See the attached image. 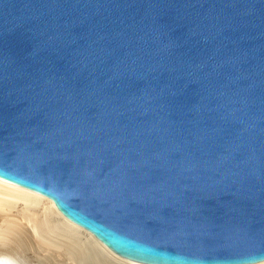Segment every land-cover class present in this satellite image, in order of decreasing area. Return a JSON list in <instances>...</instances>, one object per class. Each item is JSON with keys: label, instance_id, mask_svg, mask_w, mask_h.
I'll use <instances>...</instances> for the list:
<instances>
[{"label": "water", "instance_id": "95a60500", "mask_svg": "<svg viewBox=\"0 0 264 264\" xmlns=\"http://www.w3.org/2000/svg\"><path fill=\"white\" fill-rule=\"evenodd\" d=\"M0 178L133 261H263L264 0H0Z\"/></svg>", "mask_w": 264, "mask_h": 264}, {"label": "bare ground", "instance_id": "6f19581e", "mask_svg": "<svg viewBox=\"0 0 264 264\" xmlns=\"http://www.w3.org/2000/svg\"><path fill=\"white\" fill-rule=\"evenodd\" d=\"M19 202L21 205L17 215L10 214L14 208L19 207L15 206ZM42 203L44 206L41 210L35 208ZM61 215L54 202L48 197L0 178V243L8 242L14 234L16 225L18 226L20 221H24L26 225L31 227L37 239L42 240L47 246L59 247L60 249H64L62 245L68 246L71 250V260H80L82 264L105 263L98 251L102 254L110 253V256L113 255L122 262L126 260V264H145L119 256L107 248L91 232ZM56 216H59L60 219ZM45 232H48L49 235L45 236ZM86 238L95 240L99 250L97 251L88 243ZM0 263L5 264L2 261ZM251 264H264V260Z\"/></svg>", "mask_w": 264, "mask_h": 264}, {"label": "rangeland", "instance_id": "374dc122", "mask_svg": "<svg viewBox=\"0 0 264 264\" xmlns=\"http://www.w3.org/2000/svg\"><path fill=\"white\" fill-rule=\"evenodd\" d=\"M19 203L15 204L16 207H19L14 208L10 214L17 215L16 213L18 212L21 205V202ZM43 206L44 205L42 203L40 206L35 208L41 210ZM56 218L60 219L59 216H56ZM20 223L18 226L16 225L11 239L8 242L0 243V261L4 262L5 264H82L80 260H71V250L68 246L62 245L64 249L54 246H47L44 242H42V240L36 238V235L30 226L26 225L24 221H20ZM81 230L85 232V230ZM86 233L89 234L88 232ZM44 235L48 236L49 233L45 232ZM48 238L52 239L51 237ZM86 240L97 251L99 250L95 244V240H89L88 238H86ZM89 247L93 248L91 246ZM98 252L105 260V263L103 262V264H126L127 262L126 260L125 262H122L113 255L110 256V253L102 254L100 251Z\"/></svg>", "mask_w": 264, "mask_h": 264}]
</instances>
